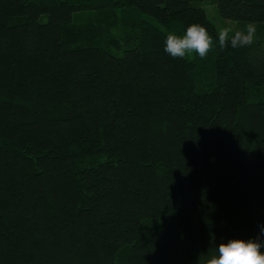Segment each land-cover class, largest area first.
Segmentation results:
<instances>
[{"label":"trees","instance_id":"1","mask_svg":"<svg viewBox=\"0 0 264 264\" xmlns=\"http://www.w3.org/2000/svg\"><path fill=\"white\" fill-rule=\"evenodd\" d=\"M208 5L259 41L172 58ZM261 225L264 0H0V264H206Z\"/></svg>","mask_w":264,"mask_h":264},{"label":"clouds","instance_id":"2","mask_svg":"<svg viewBox=\"0 0 264 264\" xmlns=\"http://www.w3.org/2000/svg\"><path fill=\"white\" fill-rule=\"evenodd\" d=\"M217 37L218 43H214L205 26L193 23L183 35L167 33L164 51L174 59H183L191 54L206 59L216 46L220 49L251 47L259 41L258 27L249 22L243 29L233 31L231 26L226 25L217 30ZM261 237H264V225L260 226L256 238L221 242L216 254L207 259L206 264H264V239Z\"/></svg>","mask_w":264,"mask_h":264},{"label":"rangeland","instance_id":"3","mask_svg":"<svg viewBox=\"0 0 264 264\" xmlns=\"http://www.w3.org/2000/svg\"><path fill=\"white\" fill-rule=\"evenodd\" d=\"M207 12L209 14V17L213 20V22L216 24L218 29H220L223 26H231L232 28L235 27V22L231 20L222 19L219 17V15L216 13L214 7L212 5L206 6Z\"/></svg>","mask_w":264,"mask_h":264}]
</instances>
